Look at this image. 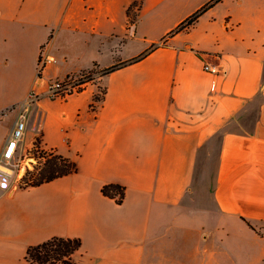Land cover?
<instances>
[{"label":"crops","instance_id":"obj_1","mask_svg":"<svg viewBox=\"0 0 264 264\" xmlns=\"http://www.w3.org/2000/svg\"><path fill=\"white\" fill-rule=\"evenodd\" d=\"M41 54L55 62L39 77ZM93 69L94 86L28 113L24 144L36 123L77 171L0 188V264L51 238L80 240L69 264H215L210 231L179 240L202 214L264 241V0H0V157L10 108Z\"/></svg>","mask_w":264,"mask_h":264},{"label":"built area","instance_id":"obj_2","mask_svg":"<svg viewBox=\"0 0 264 264\" xmlns=\"http://www.w3.org/2000/svg\"><path fill=\"white\" fill-rule=\"evenodd\" d=\"M186 26V22L183 24ZM200 59L203 63V70L209 73L218 71L216 56L212 54H201ZM55 60L46 55L41 54L37 65V74L40 77L43 70L49 63H54ZM99 74L92 71H81L69 74L63 77L55 76L48 80L46 91L44 94H39L35 91L28 93L26 99L17 105V119L10 131V134L3 147L0 157V188L17 187L21 180V172H26L29 168L26 158V146L24 144V136L27 129V116L30 110L35 107L39 101L46 97L50 100H65L68 97L78 95L84 92L89 86H94L96 78ZM94 102L91 105V110H95L101 98L95 96ZM14 109V108H13ZM30 150L34 152L35 157H30L28 160H34L36 165L45 162L46 159L55 155L53 150L45 149L40 140L36 138L30 142ZM115 198L119 200L120 194H116Z\"/></svg>","mask_w":264,"mask_h":264},{"label":"rangeland","instance_id":"obj_3","mask_svg":"<svg viewBox=\"0 0 264 264\" xmlns=\"http://www.w3.org/2000/svg\"><path fill=\"white\" fill-rule=\"evenodd\" d=\"M91 71L94 73L96 70L93 69ZM14 76L15 81L13 83L17 85L21 76L20 66L15 67ZM16 110L17 105L13 106L8 111L16 112ZM33 125L34 128L32 129V134L34 138L39 141L41 135L38 125L36 123ZM25 146L27 149V160L25 162L31 166H29L26 172H21V180H23V184H31L37 180L36 170L39 167H42L43 163L36 165L34 160H28L30 157H35V154L30 150V143H25ZM203 227L205 228L203 229ZM220 227L218 228L216 221L209 219L207 216H203L202 214V216L196 218L193 225L190 226L187 231L186 229L184 230L183 235L179 236V240L183 242L188 239L187 232L192 235L191 239H193L199 237L203 232L207 235L210 231L211 236L210 238H207L205 242L209 245V249L215 252V264H264V241L256 239L249 229L237 226L233 223L227 225L229 233L228 236L224 235L225 231H223L224 229ZM259 233L264 235L263 231H260ZM203 250L204 247H201L198 253H201ZM196 252L197 248H194L195 255H198Z\"/></svg>","mask_w":264,"mask_h":264},{"label":"trees","instance_id":"obj_4","mask_svg":"<svg viewBox=\"0 0 264 264\" xmlns=\"http://www.w3.org/2000/svg\"><path fill=\"white\" fill-rule=\"evenodd\" d=\"M201 12L202 10L193 14L186 21V25L193 23ZM184 27L185 25H182L180 28ZM137 59L135 58L124 64ZM114 69L115 66L104 70L103 73H109ZM36 171L37 180L31 183L33 185H39L62 176L73 174L77 171V168L75 163L55 154L46 159L42 167H39ZM102 193L110 198H115V195L119 193L121 198L119 200L116 199V202L120 204L124 196V188L116 184H108L103 186ZM80 246L81 242L79 239L51 238L39 245L29 247L25 258L29 264H69L71 256L79 250Z\"/></svg>","mask_w":264,"mask_h":264}]
</instances>
